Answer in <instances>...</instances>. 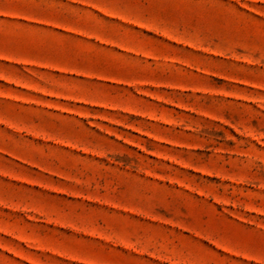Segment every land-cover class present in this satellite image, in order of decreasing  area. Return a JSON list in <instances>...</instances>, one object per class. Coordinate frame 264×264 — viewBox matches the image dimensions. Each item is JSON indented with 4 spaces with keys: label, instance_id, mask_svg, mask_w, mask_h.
Returning <instances> with one entry per match:
<instances>
[{
    "label": "rangeland",
    "instance_id": "1",
    "mask_svg": "<svg viewBox=\"0 0 264 264\" xmlns=\"http://www.w3.org/2000/svg\"><path fill=\"white\" fill-rule=\"evenodd\" d=\"M0 264H264V0H0Z\"/></svg>",
    "mask_w": 264,
    "mask_h": 264
}]
</instances>
